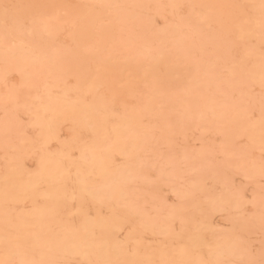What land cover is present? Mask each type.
I'll return each instance as SVG.
<instances>
[{
  "label": "rangeland",
  "instance_id": "374dc122",
  "mask_svg": "<svg viewBox=\"0 0 264 264\" xmlns=\"http://www.w3.org/2000/svg\"><path fill=\"white\" fill-rule=\"evenodd\" d=\"M0 264H264V0H0Z\"/></svg>",
  "mask_w": 264,
  "mask_h": 264
},
{
  "label": "bare ground",
  "instance_id": "6f19581e",
  "mask_svg": "<svg viewBox=\"0 0 264 264\" xmlns=\"http://www.w3.org/2000/svg\"><path fill=\"white\" fill-rule=\"evenodd\" d=\"M16 54V53H15ZM71 176H72V174H71ZM72 178H74V177H72ZM74 180V179H73Z\"/></svg>",
  "mask_w": 264,
  "mask_h": 264
}]
</instances>
